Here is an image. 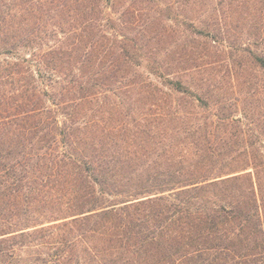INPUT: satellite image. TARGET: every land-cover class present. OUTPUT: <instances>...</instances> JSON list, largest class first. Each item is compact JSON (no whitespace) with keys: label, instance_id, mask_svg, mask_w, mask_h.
Here are the masks:
<instances>
[{"label":"trees","instance_id":"1","mask_svg":"<svg viewBox=\"0 0 264 264\" xmlns=\"http://www.w3.org/2000/svg\"><path fill=\"white\" fill-rule=\"evenodd\" d=\"M102 2L0 0V119L29 142L41 133L58 210L87 214L72 221L78 232L103 228L117 251L109 263L264 264V156L236 153L245 140L229 106L215 123L214 90L159 74L163 60L121 40ZM254 63L264 74V56ZM136 90L182 97L145 116L142 98L128 102Z\"/></svg>","mask_w":264,"mask_h":264},{"label":"rangeland","instance_id":"2","mask_svg":"<svg viewBox=\"0 0 264 264\" xmlns=\"http://www.w3.org/2000/svg\"><path fill=\"white\" fill-rule=\"evenodd\" d=\"M174 1L103 0L101 8L106 14L117 11L111 15L121 22V40L127 37L146 45L141 46L145 58L156 53L163 60L159 69L155 66L159 74L181 79L193 92L214 90L216 97L210 98L208 108L214 109L215 123L222 117L217 116L218 106H229L245 140L236 153L264 156V74L254 63L255 56H264V0H177L172 10L163 12ZM190 24L204 33L197 35ZM145 64L144 60L141 68L148 74ZM153 78V84L168 92L162 79ZM161 96L136 90L126 100L142 98V114L150 116L148 110L156 104L176 106L182 97ZM7 120L0 119V264H112L108 260L117 251L110 248L103 228L95 234L78 232L72 221L87 214L70 216L58 210L57 187L47 184L42 173L41 133L29 142L28 131L22 129L23 137L16 135L17 124L5 125ZM223 132L218 131L220 136L226 135Z\"/></svg>","mask_w":264,"mask_h":264}]
</instances>
